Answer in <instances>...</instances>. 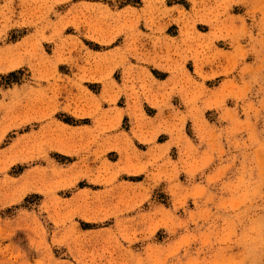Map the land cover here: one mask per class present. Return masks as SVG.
<instances>
[{"label":"rangeland","instance_id":"obj_1","mask_svg":"<svg viewBox=\"0 0 264 264\" xmlns=\"http://www.w3.org/2000/svg\"><path fill=\"white\" fill-rule=\"evenodd\" d=\"M0 264H264V0H0Z\"/></svg>","mask_w":264,"mask_h":264},{"label":"crops","instance_id":"obj_2","mask_svg":"<svg viewBox=\"0 0 264 264\" xmlns=\"http://www.w3.org/2000/svg\"><path fill=\"white\" fill-rule=\"evenodd\" d=\"M153 82H155L157 84V86H165L164 84L168 83V82H177V83H181L182 85H185L187 86L188 85V81L186 79V77L184 75L181 76V81H180V78L179 77H176V78H172L170 79L169 76H165L163 78V80L161 81H158L157 79L153 78ZM184 89L185 87H182V92H184ZM179 106L181 107V112H185V108L183 105H180Z\"/></svg>","mask_w":264,"mask_h":264}]
</instances>
